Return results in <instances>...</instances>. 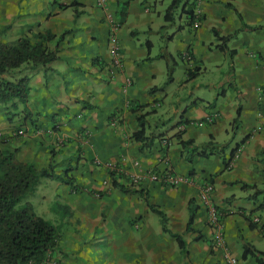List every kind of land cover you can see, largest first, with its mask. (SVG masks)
Instances as JSON below:
<instances>
[{
	"label": "crops",
	"instance_id": "1",
	"mask_svg": "<svg viewBox=\"0 0 264 264\" xmlns=\"http://www.w3.org/2000/svg\"><path fill=\"white\" fill-rule=\"evenodd\" d=\"M20 1L22 18H27L29 23L44 20L51 23L46 31L51 30L57 37L67 33L60 44L59 60L48 71L34 73L26 103L38 116L37 120L30 119L39 124V130L31 141L36 152L23 162L45 169L50 161L45 158L42 164L37 160L38 154L52 144L58 146L57 141L64 140L60 149L68 148V156L57 161L58 168L76 179L78 190L50 178L60 182L54 187L56 207L70 216L79 206L90 207L96 218L100 217L101 208L105 209L110 222L102 227L99 241L115 243L112 249L120 255H133L134 245L140 250L144 245L157 248L160 242L164 245L160 250L167 251L166 235L174 239L182 252L173 234L186 240L188 250L190 243L193 244L189 236L198 233L200 257L202 252L207 256L210 253L204 244L214 237L196 186L170 188L148 179H144L141 187L131 188L128 184L130 175L141 177L150 170L159 171L168 161L174 173L212 185V202L224 219L225 244L236 248L241 264H257L252 257L244 261L242 254L244 243L264 253V113L258 114L256 125L246 126L244 121L249 114L240 105H231L232 98L223 107L219 101L221 97L227 98L223 85L232 86L238 79L244 84L239 95L244 97L248 92L253 97L257 93V103L264 110V88L248 85L246 74V70H251V77L264 81V35L258 41L254 38L258 31H244L238 16L239 13L250 26L264 25V0H190L180 5L173 22L165 19L173 0H106L104 9L97 6L96 0H41L39 4L36 0ZM74 3L77 6L64 8ZM227 3L232 8L224 7ZM14 5L18 7V3ZM200 7L202 22L200 15H196ZM177 19L180 22L187 19L194 33L178 26ZM39 25L32 27L38 32L45 31ZM208 27L217 39L238 33L228 43L234 63L224 73L226 79L219 94L213 90V83L204 90L198 82L202 72L200 49L213 54V59L227 56L218 48L222 43H213L214 49L206 46L205 42L212 36ZM114 28L123 59L120 70L113 68L116 50L109 38ZM187 52L192 55V61L187 62L188 76L180 79L181 85L174 88V77L171 83L166 82L171 64L168 57L174 59L177 54L183 59ZM239 64L243 68L237 71ZM188 81L197 83L193 91H185ZM238 110L241 111L239 132L231 139ZM141 117L149 144L144 152L140 150L144 142L134 138L140 130ZM208 117L213 121L208 122ZM31 120L26 119L25 124L29 125ZM52 125H58L57 133L52 134ZM182 126L184 131L180 133ZM180 138L193 141V148L215 143L220 149L210 158L195 155L188 162ZM222 146L227 147L221 149ZM237 147L238 158L230 163L231 168H226L224 162ZM98 159L117 162V182L133 192L141 191V195L114 188L106 169L95 165ZM59 171L56 169L54 173L61 175ZM94 191H102L101 208L92 199ZM35 195H39L38 189ZM39 198L43 200L40 204L48 201L45 194ZM192 200L199 210L192 231L186 232ZM156 210L168 216L171 233L164 232L161 221L154 219L158 216ZM158 239L161 241L157 242ZM218 242L216 245L221 247L223 243Z\"/></svg>",
	"mask_w": 264,
	"mask_h": 264
},
{
	"label": "rangeland",
	"instance_id": "2",
	"mask_svg": "<svg viewBox=\"0 0 264 264\" xmlns=\"http://www.w3.org/2000/svg\"><path fill=\"white\" fill-rule=\"evenodd\" d=\"M36 2L39 4L41 0H36ZM14 3H18V7H16ZM21 3L23 4L20 0H0V42L13 44L21 38L27 37L33 39L35 35L44 33L46 31V26L51 25V23L47 24V21L44 22V20L39 21L35 19L34 23H29L27 18H22L23 14L20 12L22 9ZM182 4H186V0ZM227 6L228 3L224 4V7ZM203 17L200 7V22H202ZM38 23H40L39 26L42 31H45L38 32L36 31V28L34 29V27H32ZM177 23L178 26L182 25L186 32L194 33L190 28L187 19L183 22H180L177 19ZM208 30L211 34L212 32L209 27ZM258 32L254 35V38L259 41L262 39L264 31L260 30ZM205 43L206 46H211V48L214 49L213 45L215 43H222V41L217 39L213 32L211 39ZM210 57L211 60L208 59ZM213 57L214 55L209 51L205 52L203 49H200V67L202 68V72L200 73V80L198 82L203 85L204 90H208V84L213 83L215 85L213 90L219 94L221 91L220 87L226 79L224 73L229 72L230 67L232 66V56L227 55L225 56L226 58L217 57L214 59ZM235 61L237 62L238 60ZM218 65L220 68L216 67ZM170 67L172 71L171 76L176 79V85L174 88H178L181 85L179 82L180 79L188 76L189 69L187 61L175 54ZM242 68L243 67L240 64L236 67L237 71ZM251 73V70H246L249 81L248 85L264 88V81H260L255 76L251 77ZM169 77L170 76L168 75V80H166L167 84L171 83ZM236 81L232 86L230 83L223 85V88L227 92V98L221 97L219 106L223 107V104H226L228 100L232 98L233 101H231V105H240V107L249 114L248 119L244 121V124L246 126L256 125L258 114L264 113V110L257 103V93H253L254 98L248 96V92H246V96L244 97L239 95L240 91H244V84L239 82L238 79ZM187 84L185 91L190 92L195 89L197 83L195 81L189 83L188 81ZM17 105L18 107L15 108L13 103L8 105L0 104V150L6 149L7 151L16 152L17 160L23 162L24 158L31 153L36 152L33 144L31 145V141H34L32 138H35L37 135L39 124L36 125V123H32L33 120H37L38 116L31 112L26 104L17 102ZM30 117L33 120H31ZM26 119L31 120L29 125L25 124ZM238 128L236 127L234 131H231V139L239 132ZM51 131L52 134L57 133L58 125H52ZM239 136L241 137L240 134ZM240 137L238 139H241ZM57 145L58 146L52 144V146H48V148L45 149V152H42L37 156V160H41L39 162H42V164L44 163L45 158L49 159L50 164L47 169L52 172H55L56 169L59 171L57 161L63 156H68V148L60 149V147H62L60 145H64V140L62 143L61 141H57ZM95 165L98 168H102V166H98L96 162ZM106 171L109 175V171L107 169ZM59 172L61 173V171ZM61 175L64 174L61 173ZM42 181L44 183L39 185L38 192L40 196L45 194L46 197H48L47 203L40 204L39 201L42 202L43 200L42 198H39V195L32 196L30 201L33 203L37 215L45 218L59 228L60 237L58 244L59 249H57V252L52 255L49 261L45 264H229L226 254H229L232 258H238L240 264L242 263V260L239 257V252H237L236 248H231L226 244L225 247L217 246L214 239H212V241L210 240L211 242L204 244L207 245L210 254L206 256L205 253L203 254L202 252L200 257V243L195 241L196 238L200 239L198 233H195L194 236H189L193 241V244L190 243L191 247L188 246L187 254L180 252L174 239L169 235H166V248L169 249L167 251L160 250L161 248H164L163 243L160 242L159 245H157L158 243L156 244L157 248H154V246L144 247L145 245L143 244L144 246H141L140 250L137 245H134L135 252L133 255H127V253L125 255H120L112 249L115 246V243L105 244L99 241V238L103 234L102 227L110 222L108 212L101 208L104 204L102 191H94L92 194V199L100 204L102 211L100 217H94L96 214L93 215L90 207L81 206L74 210L70 216V213L65 214L64 212H61L54 203L56 198L54 187L60 182H55L50 178L43 179ZM154 219L158 223L161 221L159 215L154 216ZM255 220L256 219H253L254 222ZM159 241L161 240L158 239L157 242ZM129 247L132 250V246ZM106 249L112 250H109L108 252Z\"/></svg>",
	"mask_w": 264,
	"mask_h": 264
},
{
	"label": "trees",
	"instance_id": "3",
	"mask_svg": "<svg viewBox=\"0 0 264 264\" xmlns=\"http://www.w3.org/2000/svg\"><path fill=\"white\" fill-rule=\"evenodd\" d=\"M185 0H173L167 9L165 19L167 22L175 20V14ZM190 0H186V4ZM77 6L76 3L64 6L65 9ZM232 8L231 5L227 6ZM104 9V8H102ZM244 31H264V25L250 26L238 13ZM119 23L115 24L118 28ZM110 33V40L113 35ZM238 33L227 37H219L223 41L218 46L221 51L232 56L229 52L228 43ZM67 33L57 37L50 30L40 33L31 38H21L13 44L0 42V104L18 107L17 102L26 104L31 91V80L36 71H48V67L59 60L60 44L64 41ZM172 63V56L168 57ZM116 69L115 67H113ZM169 68V81H173ZM194 75V73H192ZM240 113L233 122V131L238 128ZM140 130L134 134L137 141L144 142L141 152H144L149 144L145 140V127L143 118L139 119ZM182 133V131L180 132ZM181 136V135H179ZM180 145L186 154V160L191 162L195 155L210 158L219 152V146L209 143L200 148H193V141H183ZM227 146H222L225 149ZM237 147L232 151L229 160L225 161V167L229 168L235 158ZM53 178L62 180L63 183L78 190L77 181L69 175H57L49 169H39L34 164L18 161L16 152L0 150V264H45L59 249V228L50 221L36 214L30 198L35 195L43 179ZM112 186L126 194L141 195V191H131L126 186L120 185L115 178L111 179ZM143 195V194H142ZM255 199V198H254ZM195 201L189 203L190 217L186 232L192 231L197 211ZM153 209V208H152ZM161 218L164 232L171 233L168 228V216L164 211L156 210ZM254 228V226H251ZM178 242L182 253L187 254V242L178 234H173ZM199 238L196 239L198 241ZM255 258L257 264H264V253L257 250L250 243H244L242 259Z\"/></svg>",
	"mask_w": 264,
	"mask_h": 264
},
{
	"label": "built area",
	"instance_id": "4",
	"mask_svg": "<svg viewBox=\"0 0 264 264\" xmlns=\"http://www.w3.org/2000/svg\"><path fill=\"white\" fill-rule=\"evenodd\" d=\"M97 6L99 8H105L106 7V0H97L96 2ZM196 15L199 16L200 12L196 11ZM198 25V23H196ZM116 28L113 29V35L111 37L112 42L114 43V48H115V54H114V65L116 69H122V57L120 55V48L118 46L117 42V36H116ZM183 59L187 62L192 61V55L187 52L184 54ZM128 86L131 85V80H127ZM208 122H212L213 118L208 117L207 118ZM180 131H184V126L180 127ZM167 141H164L165 147L167 146ZM238 152V151H237ZM238 158V155H235V158L233 159L236 160ZM98 166H103L105 167L111 174H115L119 171V166L117 162H101V161H96ZM232 164H230L231 168ZM144 179H148L153 183H158L162 184L165 186L169 187H180V186H196L198 190V197L199 201L202 207H204L207 210V217H208V226L212 232V235L214 237L215 242L219 241L220 243L222 242L225 247V237H224V230H225V224H224V219L222 214L219 212L218 208L213 204L212 202V194H213V187L211 184L207 182H197L196 180L190 178V177H185L182 175H179L177 173H174L171 169L169 168H163L159 171L157 170H152L147 172L144 176L138 177V176H130V184L131 185H140L141 183L144 182ZM259 220L256 219L255 223H258ZM228 259L229 264H238L236 258H232L230 256H226Z\"/></svg>",
	"mask_w": 264,
	"mask_h": 264
},
{
	"label": "clouds",
	"instance_id": "5",
	"mask_svg": "<svg viewBox=\"0 0 264 264\" xmlns=\"http://www.w3.org/2000/svg\"><path fill=\"white\" fill-rule=\"evenodd\" d=\"M181 132V131H180ZM97 161H101V160H97ZM101 162H104V161H101ZM106 162H111V161H106ZM97 164V163H96ZM119 166V165H118ZM103 167V166H102ZM105 168V167H104ZM106 169V168H105ZM150 171H152V170H150ZM119 172H117V173H115V174H111L110 172H109V177L112 179V177L113 178H115L116 177V175L118 174ZM130 176H133V175H130ZM130 176H129V181H128V184H129V186L132 188V187H141L142 185H143V183H141L140 185H137V186H133V185H131L130 184ZM162 185V184H161ZM165 186V185H164ZM169 187V186H168ZM201 205V204H200ZM217 207V206H216ZM211 234H212V232H211Z\"/></svg>",
	"mask_w": 264,
	"mask_h": 264
},
{
	"label": "bare ground",
	"instance_id": "6",
	"mask_svg": "<svg viewBox=\"0 0 264 264\" xmlns=\"http://www.w3.org/2000/svg\"><path fill=\"white\" fill-rule=\"evenodd\" d=\"M163 155H164V159L166 160L167 157H166L165 153H163ZM165 167L171 169V168H170V165L168 164V161H166V163H165ZM218 243H219V245L221 244L220 242H218ZM221 247H224V244H222ZM227 255L230 256L229 254H226V256H227ZM230 257H231V256H230ZM236 260H237V263L240 264L237 258H236Z\"/></svg>",
	"mask_w": 264,
	"mask_h": 264
}]
</instances>
